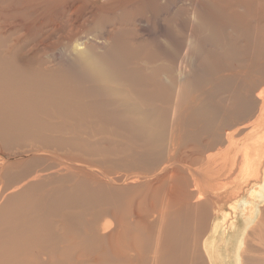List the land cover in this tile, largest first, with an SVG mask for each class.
<instances>
[{"label": "bare ground", "instance_id": "bare-ground-1", "mask_svg": "<svg viewBox=\"0 0 264 264\" xmlns=\"http://www.w3.org/2000/svg\"><path fill=\"white\" fill-rule=\"evenodd\" d=\"M227 208L264 256V0H0V264H199Z\"/></svg>", "mask_w": 264, "mask_h": 264}, {"label": "rangeland", "instance_id": "rangeland-1", "mask_svg": "<svg viewBox=\"0 0 264 264\" xmlns=\"http://www.w3.org/2000/svg\"><path fill=\"white\" fill-rule=\"evenodd\" d=\"M39 21V18H38ZM222 23H227L225 20H222ZM227 44V42H226ZM234 54H229L227 55V62H225L224 68L226 70H230V71H235V70H241L244 69V67L247 65V59L245 60V58H247L246 56H244L242 62H239L238 59L236 60L235 56H233ZM156 63V64H160ZM195 65H192V70L195 72H197L199 70L200 67H194ZM209 68V67H208ZM197 70V71H196ZM205 73V72H203ZM163 80V79H161ZM211 80L209 77H207V82ZM89 103V100L87 101ZM53 124H58L61 123L62 125H65L68 128V132H71V135H67L70 139L71 138H76V137H80L83 138L82 136H80L79 134L81 133H76L75 132V127H74V123L72 121H66V120H62L58 117H53L49 119ZM96 138H100V136H97ZM111 139H116L118 140L120 143L124 144L127 143L128 141L126 140L125 136L122 134H118L115 136L110 137ZM92 139V138H91ZM29 147H24V148H17L16 150H24V149H28ZM14 150V151H16ZM58 152H60V154H80L79 151H77L76 149H74V147L72 146L70 141H67L66 144L62 147H58ZM184 150V149H183ZM185 151V150H184ZM56 153V152H55ZM86 160L89 161V159L93 160V159H99L100 156L99 155H95V157L93 155L87 156L86 154L84 155ZM53 161V159L51 158V162ZM93 162L96 166H100L99 160H94V161H90ZM54 164V163H53ZM42 167L44 165H41ZM60 167H58L56 164L53 165V169L56 170L57 172H59L58 174V179L52 181L51 183H49L47 185V187H45L44 189H41L39 192H46V191H50L52 192L53 189L55 187H57L60 183L64 182V181H60V176L63 175L65 173L64 167L59 165ZM19 168V167H18ZM154 168V167H153ZM152 168V169H153ZM142 172L147 175V176H154L155 175H160L161 173H158V171L155 170H151L150 171H143ZM33 177V174L30 178ZM139 177H135V180L138 182L139 179L142 180ZM58 181V182H57ZM76 182V178L72 181V182H66L68 185L72 184V185H76L73 184ZM140 195L138 196L136 193L135 195H131L129 198H124L123 201H125V205L123 206V211L127 214L130 218H134V215L131 213L132 209L135 208V205H138L140 203ZM65 200V199H64ZM63 200V201H64ZM66 201V200H65ZM147 201V203H146ZM50 205L51 204V200L49 201ZM146 203V205H145ZM187 202H181L180 204L175 206V211H173L175 213L176 218H181L182 216V212L184 210V204ZM101 204V203H98ZM128 204V207H127ZM143 208L142 209V219H145L146 221V227L144 229L146 236L148 237L150 235L151 229L153 232H155V229L158 225V212L156 211H152L150 209L149 206V201L145 200L143 202ZM132 207V208H131ZM134 207V208H133ZM53 208V207H52ZM72 209V208H71ZM131 209V211H129ZM144 209V211H143ZM228 208L223 210V211H219L218 213H216V215L213 213V216L211 218L210 224L207 227V229H205L204 232H206V251L207 254L203 253V260L201 261L200 258V254H196V259H198V263L199 264H264V256L260 255L259 250H261V248L258 245H254L253 247L251 246V248L256 249L255 251H251V249L249 250V247L246 246H242V241H243V234H240L239 237L234 239V235L236 236L237 232H235L233 229H229L228 225L224 222V215L228 212ZM83 210H79L77 208H74V212L76 215H78V213H80ZM107 219H109V217H106ZM254 225V224H253ZM252 225V226H253ZM189 228L192 229V224H190ZM245 228V227H244ZM193 232V229L191 230V233ZM236 233V234H235ZM262 241V237H258L255 239V242H260V245L263 246V244H261ZM241 244V245H240ZM242 246V247H241ZM32 255L33 257L38 260L39 262H41L42 264H47L48 258L45 256V253L42 252V250L40 248H35L32 251ZM131 257H136L137 258V253L135 252H130L128 254ZM135 258V259H136ZM150 259L153 258V255L150 254ZM210 261H209V259ZM204 261V262H203Z\"/></svg>", "mask_w": 264, "mask_h": 264}]
</instances>
